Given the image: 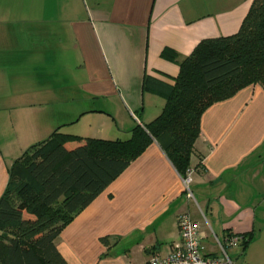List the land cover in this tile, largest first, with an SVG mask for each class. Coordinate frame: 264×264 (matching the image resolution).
I'll list each match as a JSON object with an SVG mask.
<instances>
[{
	"label": "crops",
	"instance_id": "crops-1",
	"mask_svg": "<svg viewBox=\"0 0 264 264\" xmlns=\"http://www.w3.org/2000/svg\"><path fill=\"white\" fill-rule=\"evenodd\" d=\"M253 1L0 0V199L14 162L57 128L118 139L155 120L181 63L202 41L237 33ZM192 165L189 198L155 140L63 229L62 255L69 264H144L171 252L188 212L206 255L220 256L239 234L249 243L232 256L264 264L254 251L264 237L263 85L205 110Z\"/></svg>",
	"mask_w": 264,
	"mask_h": 264
},
{
	"label": "trees",
	"instance_id": "trees-1",
	"mask_svg": "<svg viewBox=\"0 0 264 264\" xmlns=\"http://www.w3.org/2000/svg\"><path fill=\"white\" fill-rule=\"evenodd\" d=\"M264 86V0H254L240 30L202 41L181 63L175 83L160 93L161 114L127 138L67 134L57 128L10 168L0 199V264H69L56 238L156 140L186 177L215 102L252 85ZM249 241L244 238L242 246Z\"/></svg>",
	"mask_w": 264,
	"mask_h": 264
},
{
	"label": "built area",
	"instance_id": "built-area-1",
	"mask_svg": "<svg viewBox=\"0 0 264 264\" xmlns=\"http://www.w3.org/2000/svg\"><path fill=\"white\" fill-rule=\"evenodd\" d=\"M194 169H190L184 177L186 194L193 197L190 188ZM181 240L172 246L171 252L166 256H153L144 264H249L239 262L231 251L239 247L243 236L239 234L228 235L221 244L220 256H208L202 242L199 226L188 212L182 213L178 219Z\"/></svg>",
	"mask_w": 264,
	"mask_h": 264
},
{
	"label": "rangeland",
	"instance_id": "rangeland-1",
	"mask_svg": "<svg viewBox=\"0 0 264 264\" xmlns=\"http://www.w3.org/2000/svg\"><path fill=\"white\" fill-rule=\"evenodd\" d=\"M122 139H124L125 137H121ZM255 250L254 251H256V252H262V253H264V237H260L257 241H256V243H255V248H254ZM240 255V254H239ZM246 253L244 252L242 255H240L239 256V258H240V260H242V261H247V259H245L246 258ZM235 257H237V256H235ZM248 262H250V261H248Z\"/></svg>",
	"mask_w": 264,
	"mask_h": 264
}]
</instances>
